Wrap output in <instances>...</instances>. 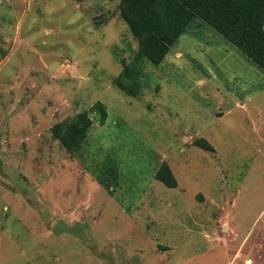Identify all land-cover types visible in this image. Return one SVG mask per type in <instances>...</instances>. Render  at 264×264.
I'll return each instance as SVG.
<instances>
[{"label":"rangeland","instance_id":"1","mask_svg":"<svg viewBox=\"0 0 264 264\" xmlns=\"http://www.w3.org/2000/svg\"><path fill=\"white\" fill-rule=\"evenodd\" d=\"M117 4L0 0V264H264V72L195 20L125 96ZM96 102L67 153L50 127Z\"/></svg>","mask_w":264,"mask_h":264},{"label":"trees","instance_id":"2","mask_svg":"<svg viewBox=\"0 0 264 264\" xmlns=\"http://www.w3.org/2000/svg\"><path fill=\"white\" fill-rule=\"evenodd\" d=\"M118 12L132 39L136 51L113 84L125 96L136 97L139 91L138 75L145 61L158 65L169 48L187 28L197 20L205 24L257 69L264 72V0H118ZM89 114L97 115L102 124L105 109L99 102L64 121L50 127L51 136L69 154H77L91 126ZM193 145L212 151L203 139ZM94 180L109 191L117 184V170L110 159L100 163ZM153 178L166 188L176 186L169 168L162 163Z\"/></svg>","mask_w":264,"mask_h":264},{"label":"crops","instance_id":"3","mask_svg":"<svg viewBox=\"0 0 264 264\" xmlns=\"http://www.w3.org/2000/svg\"><path fill=\"white\" fill-rule=\"evenodd\" d=\"M263 27H264V25H263ZM264 29V28H263Z\"/></svg>","mask_w":264,"mask_h":264}]
</instances>
